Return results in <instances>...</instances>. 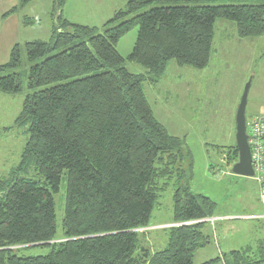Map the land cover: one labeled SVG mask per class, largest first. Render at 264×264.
Returning a JSON list of instances; mask_svg holds the SVG:
<instances>
[{"label":"trees","instance_id":"16d2710c","mask_svg":"<svg viewBox=\"0 0 264 264\" xmlns=\"http://www.w3.org/2000/svg\"><path fill=\"white\" fill-rule=\"evenodd\" d=\"M31 2L20 0L12 13ZM65 3L60 0L58 15L54 7L51 41L25 44L32 93L14 126L27 128L29 137L19 165L0 176V264H194L196 252L212 243L203 220L216 216L217 204L181 185L184 141L156 119L143 84L160 81L169 62L205 70L218 19L235 23L240 39L263 37L264 0H130L102 28L69 21ZM38 23L23 18L24 26ZM136 28L126 59L117 46ZM126 61L144 67L149 77L128 71ZM21 65L16 45L10 62L0 66L1 93L22 91V76L5 74ZM225 154L229 165L238 162L236 145ZM31 171L44 181L31 178ZM176 175L171 224L198 223L169 228L167 247L153 252L139 231L150 227L164 182ZM63 177L64 237L58 239L54 195ZM35 247L50 252L18 254ZM221 261L264 264V242L204 264Z\"/></svg>","mask_w":264,"mask_h":264},{"label":"rangeland","instance_id":"374dc122","mask_svg":"<svg viewBox=\"0 0 264 264\" xmlns=\"http://www.w3.org/2000/svg\"><path fill=\"white\" fill-rule=\"evenodd\" d=\"M130 0H66L62 7L65 18L79 25L98 27L125 9ZM20 0H0V66L10 62L16 45L21 50L22 65L5 74L22 76L19 94L0 92V176L6 177L16 168L28 141L27 128L15 127L25 98L32 93L27 88L30 65L26 60L25 44L51 41L55 0H32L17 13H12ZM189 6L218 5L217 3H182ZM158 6H167L158 4ZM147 8L144 11L150 10ZM37 18L39 23L24 26L23 18ZM103 31L100 30L101 34ZM138 29L123 37L117 50L127 59L132 53ZM124 67L133 74L145 75L147 70L137 63L126 61ZM251 82L246 109L247 120L264 115V36L240 39L236 24L223 19L215 23L213 52L205 70L179 67L169 62L162 79H148L143 89L156 119L171 136L184 141L180 168L186 171L181 185H187L194 195L211 198L217 204L216 216L205 219V230L211 245L196 252L194 264H204L233 250L256 247L264 242V219H250L264 213L259 186L253 178L233 173L225 150L236 145V113L247 84ZM30 177L43 182L35 172ZM177 175L164 183L152 213L150 227L140 230L145 245L153 252L168 245L167 230L179 225L173 222L174 194L178 188ZM0 191V197H2ZM66 178L54 195L57 218V238L64 237ZM263 208V212H262ZM262 212V213H261ZM49 248L35 247L19 252V256L48 255ZM219 264H224L222 261Z\"/></svg>","mask_w":264,"mask_h":264},{"label":"water","instance_id":"95a60500","mask_svg":"<svg viewBox=\"0 0 264 264\" xmlns=\"http://www.w3.org/2000/svg\"><path fill=\"white\" fill-rule=\"evenodd\" d=\"M60 0H55L56 15L60 13ZM251 82L246 86L241 102L236 113V147L239 152L238 162L233 166V173L237 176L253 178L251 150L247 135L246 109ZM204 221V220H203ZM201 222V221H200ZM198 223V222H197Z\"/></svg>","mask_w":264,"mask_h":264},{"label":"built area","instance_id":"2783aa9c","mask_svg":"<svg viewBox=\"0 0 264 264\" xmlns=\"http://www.w3.org/2000/svg\"><path fill=\"white\" fill-rule=\"evenodd\" d=\"M247 135L251 150L253 179L259 186L260 202L264 207V116H255L247 120ZM250 219H264V213Z\"/></svg>","mask_w":264,"mask_h":264},{"label":"crops","instance_id":"0c3cea01","mask_svg":"<svg viewBox=\"0 0 264 264\" xmlns=\"http://www.w3.org/2000/svg\"><path fill=\"white\" fill-rule=\"evenodd\" d=\"M68 20H69V19H68ZM69 21H70V20H69ZM72 23H73V22H72ZM257 116H264V115H257ZM262 212H263V208H262ZM262 212H261V213H262Z\"/></svg>","mask_w":264,"mask_h":264}]
</instances>
